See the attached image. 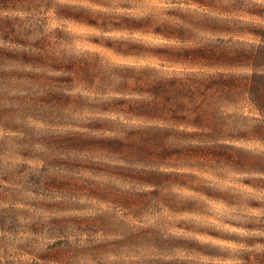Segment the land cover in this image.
<instances>
[{
	"label": "clouds",
	"instance_id": "1",
	"mask_svg": "<svg viewBox=\"0 0 264 264\" xmlns=\"http://www.w3.org/2000/svg\"><path fill=\"white\" fill-rule=\"evenodd\" d=\"M262 51L264 0H0V264H264Z\"/></svg>",
	"mask_w": 264,
	"mask_h": 264
},
{
	"label": "trees",
	"instance_id": "2",
	"mask_svg": "<svg viewBox=\"0 0 264 264\" xmlns=\"http://www.w3.org/2000/svg\"><path fill=\"white\" fill-rule=\"evenodd\" d=\"M257 63H264V51H262L258 57L255 58ZM218 86L220 87H234V82L221 81ZM251 90L254 94V97L257 103L264 107V77H253V81L251 84Z\"/></svg>",
	"mask_w": 264,
	"mask_h": 264
}]
</instances>
